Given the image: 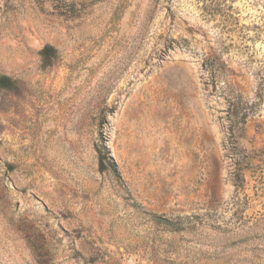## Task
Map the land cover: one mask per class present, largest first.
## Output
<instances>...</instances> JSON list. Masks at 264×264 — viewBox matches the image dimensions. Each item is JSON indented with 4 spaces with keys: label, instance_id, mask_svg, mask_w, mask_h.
<instances>
[{
    "label": "rangeland",
    "instance_id": "rangeland-1",
    "mask_svg": "<svg viewBox=\"0 0 264 264\" xmlns=\"http://www.w3.org/2000/svg\"><path fill=\"white\" fill-rule=\"evenodd\" d=\"M0 76V264H264V0H0Z\"/></svg>",
    "mask_w": 264,
    "mask_h": 264
},
{
    "label": "trees",
    "instance_id": "trees-1",
    "mask_svg": "<svg viewBox=\"0 0 264 264\" xmlns=\"http://www.w3.org/2000/svg\"><path fill=\"white\" fill-rule=\"evenodd\" d=\"M50 50L49 47L45 46L42 50H41V54L46 56L48 51ZM12 86V82L11 80L6 77V76H0V88H3V89H9L11 88ZM103 160H104V157L102 155L99 154V163L102 165L103 163ZM109 168L115 172V167H114V164L113 163H109ZM158 220H160L161 222L165 223L167 226L169 227H172V228H175V229H178V225L174 224V223H171V222H168L166 220H161V218H159Z\"/></svg>",
    "mask_w": 264,
    "mask_h": 264
}]
</instances>
